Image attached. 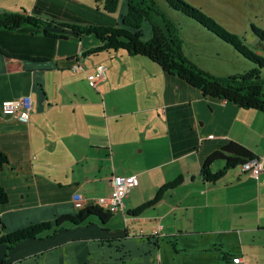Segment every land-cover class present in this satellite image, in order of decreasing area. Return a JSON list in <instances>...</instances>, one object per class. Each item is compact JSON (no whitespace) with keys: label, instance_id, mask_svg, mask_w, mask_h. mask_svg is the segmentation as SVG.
Wrapping results in <instances>:
<instances>
[{"label":"crops","instance_id":"crops-1","mask_svg":"<svg viewBox=\"0 0 264 264\" xmlns=\"http://www.w3.org/2000/svg\"><path fill=\"white\" fill-rule=\"evenodd\" d=\"M154 1L164 13L184 19L164 0ZM3 12H23L40 20L80 27H114L120 25V19L110 16L118 12L123 16L126 0H121L114 14L94 7L92 0H0ZM147 24L141 27L143 40L151 35ZM97 46L93 36L80 41L72 36L46 37L27 27L0 29V149L7 157L0 172V184L7 194L0 223L6 231L74 215V194L81 196L83 209L91 206L95 199L109 195L110 177L118 175L135 176L138 181L123 200L124 213L113 214L105 224L93 216L79 225L62 220L55 233L42 235L40 240L52 241L49 248L60 245V241L100 242L111 247L124 238L141 232L142 236L144 229L156 248L166 214L177 220L170 226L172 234L164 235L174 241L178 234L197 235L207 247L253 243L249 231L261 227L263 208L264 113L206 98L145 57L122 51L88 54ZM231 52L235 57L237 52ZM99 68L105 69V79L92 88L87 76ZM22 96H30L32 103L26 124L2 109L4 101ZM229 142L242 145L260 159L258 178L249 177L239 166L236 181L234 175L233 180L228 177L236 168L215 183L204 181L200 175L203 161ZM223 166L224 162L217 160L210 171ZM243 175L247 177H239ZM179 177L182 182L164 192L179 194L178 202L164 201L162 195L156 203L161 208L155 204L142 216L126 215ZM246 180L261 192L259 198L245 187ZM148 209L152 211L147 213ZM131 227L139 232L131 233ZM34 248L21 243L6 251V258L13 255V264L29 262L47 250ZM156 249L154 258L160 259ZM115 250L120 252L118 247ZM237 257L242 264H264V256L254 254L234 255L231 260L220 255L217 262L240 264L241 260H234Z\"/></svg>","mask_w":264,"mask_h":264},{"label":"trees","instance_id":"trees-1","mask_svg":"<svg viewBox=\"0 0 264 264\" xmlns=\"http://www.w3.org/2000/svg\"><path fill=\"white\" fill-rule=\"evenodd\" d=\"M119 1L101 0L102 11L106 14L116 13ZM164 1L172 10L191 18L216 38L233 47L240 56L253 63L255 68L241 75L217 76L198 67L185 56L176 25L161 12L154 0H126V13L120 17V25L114 27H80L40 20L23 12H3L0 13V29L14 31L27 27L39 31L46 37L63 39L72 36L80 41L87 36H93L99 46L91 49L88 54H96L102 51H122L131 56L145 57L157 64L166 74L176 76L188 85L200 90L206 98L231 103L241 109L264 113V73L261 72L264 71V57L248 49L237 37L224 31L199 10L182 0ZM144 22H148L151 29L148 40L142 39L141 27ZM250 29L252 34L264 43V32L253 26ZM253 158H255L254 155L245 147L235 142H229L203 161L200 175L204 181L215 183L228 170L239 167ZM217 160L223 161L224 166L216 172H211L210 166ZM6 164L7 157L0 149V172ZM182 180V177H179L164 184L157 190L152 200L129 211L126 215L140 216L147 208L155 205L166 190L174 188ZM6 202L7 194L0 184V209ZM112 215L99 206L91 205L84 209H77L74 215L64 216L62 219H56L52 222L31 224L11 232L6 231L0 223V245H4L8 252L21 243L40 240L42 235L55 233L62 220L73 225H79L93 216L100 223L105 224L112 218Z\"/></svg>","mask_w":264,"mask_h":264},{"label":"rangeland","instance_id":"rangeland-1","mask_svg":"<svg viewBox=\"0 0 264 264\" xmlns=\"http://www.w3.org/2000/svg\"><path fill=\"white\" fill-rule=\"evenodd\" d=\"M188 5L199 10L203 15L211 19L220 28L229 34L237 37L248 49L259 52L258 54L264 57V43L260 42L255 35L252 34L250 27H254L264 32V0H182ZM94 7H101V0H92ZM121 0L119 1V4ZM158 5H160L158 3ZM161 10V9H160ZM166 10V9H165ZM174 13L180 15L184 19H180L177 16H170L168 13L161 12L176 25L179 36L182 40V50L185 56H189L195 60L199 66H203L204 69L214 73L217 76H234L241 75L255 68V65L242 56L237 54L233 47L225 44L212 33L207 31L205 28L200 26L197 22L181 14L178 11L171 10ZM172 12V13H173ZM171 13V12H170ZM120 19L119 12L110 16ZM114 21V18H111ZM193 25L190 26L189 22ZM187 22V23H186ZM149 25V24H147ZM197 26L195 28V26ZM149 27V26H148ZM236 53L235 57L232 52ZM186 56V57H187ZM202 67V68H203ZM264 73V71H261ZM240 173L239 168L231 176L236 181L237 176ZM239 177H247L246 175ZM228 179V178H227ZM245 187L250 191H254V195L259 198L260 193L256 190V186L251 181H245ZM255 189V190H254ZM262 191V215H261V227L249 231V235L252 237L253 243L250 245H226L225 247L210 246L207 247L208 243L201 241L198 236L187 235L182 236L176 234L177 240L164 235L172 234L170 226L176 222V218L173 215H168L162 221L164 230L162 236L159 238L158 251L160 259L154 258V252L157 250L150 240L146 237V231L143 229V235L130 236L127 240L125 238L121 241L122 243L112 244L111 247L108 243L102 244H87L86 242H65L60 241L61 244L54 245L49 248L50 240L44 238L39 241H29L30 247L40 246L42 250H46L45 253H41L31 261L15 264H95L93 260H97L100 263L110 264H228L227 262L218 263V256H229L234 255L242 256L243 254H254L264 256V190ZM151 196L150 191L147 189L146 192ZM155 194V193H154ZM164 201L178 202L180 196L171 195L170 193H164ZM126 201V200H125ZM155 208H161V204H156ZM154 208V209H155ZM153 209V208H152ZM150 209V211H152ZM149 211V209H148ZM147 212V213H150ZM169 211V210H168ZM167 211V213H168ZM165 213V210L162 211ZM146 214V213H145ZM117 216V215H116ZM142 216V215H141ZM254 226V223L251 225ZM192 232L195 231L192 226ZM131 233H138L139 229L131 227ZM188 233L189 231L186 230ZM181 232V234H183ZM53 239V238H51ZM116 245V246H115ZM124 246V247H122ZM119 248L120 252L117 253L115 248ZM49 248V249H48ZM124 248V249H122ZM31 249V248H30ZM35 249V248H34ZM242 249L244 252H242ZM121 250L123 254L121 253ZM6 247L0 245V264H13L10 256L6 258ZM239 260L242 259L240 257ZM123 260V261H122Z\"/></svg>","mask_w":264,"mask_h":264},{"label":"built area","instance_id":"built-area-1","mask_svg":"<svg viewBox=\"0 0 264 264\" xmlns=\"http://www.w3.org/2000/svg\"><path fill=\"white\" fill-rule=\"evenodd\" d=\"M77 66L74 68L76 69ZM105 79V69L99 68L93 74L87 76V81L90 87L95 88L96 85ZM3 112L6 114H15L18 121L21 123H28L30 112L32 109V103L30 96H22L16 99L4 101L2 103ZM208 138H212L209 136ZM240 169L243 173L247 174L251 178H258L262 171V163L259 158H253L242 165ZM111 186V192L106 197H100L92 201L93 205L101 207L109 214H115L118 212L124 213L123 200L129 194V192L138 185L137 178L135 176H118L113 175L109 180ZM72 202L76 209H81L83 206V200L80 195L74 194L72 196ZM158 258V254H156ZM239 262V258L234 259Z\"/></svg>","mask_w":264,"mask_h":264}]
</instances>
